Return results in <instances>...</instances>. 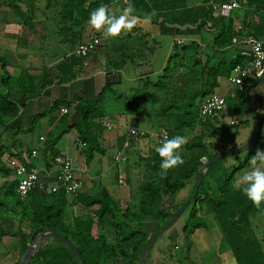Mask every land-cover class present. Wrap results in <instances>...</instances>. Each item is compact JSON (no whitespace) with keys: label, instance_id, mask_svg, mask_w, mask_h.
<instances>
[{"label":"crops","instance_id":"crops-1","mask_svg":"<svg viewBox=\"0 0 264 264\" xmlns=\"http://www.w3.org/2000/svg\"><path fill=\"white\" fill-rule=\"evenodd\" d=\"M242 1L243 8L237 10L233 17L223 20L215 17L205 23L202 21V25H181L163 16L152 17L150 22H145V17L136 15L138 22L131 32L111 38L93 29L87 23L88 19L66 31L62 9L68 0H0V60H7L5 67L0 61V71L11 75L10 84L14 91L8 99L16 103L14 116H0V229L12 233L0 234V264H19L32 245L27 236L31 227L24 219V213L30 211V206L22 211L21 204L17 203L16 179L6 165L7 158L16 157L37 167L44 184L53 180L55 155L64 154L73 160L75 174L83 181V187L79 195L67 197V224H74L77 218L86 220L83 214L87 202L104 190L119 204L129 200L140 177L131 157L127 156L126 161L117 164L115 156L123 149L130 128L145 129L148 136L134 139L126 155L132 144L142 146L147 138L149 142L154 135L170 127L168 119L175 110L164 112L170 103L182 104L195 93L200 95L214 86L216 78L218 85L214 86V92L225 93L234 88L229 83V75L223 76L225 66L240 56L245 60L242 53L248 48L243 43L235 44L234 37L261 36L264 31L261 11H256L255 4L248 0ZM196 2L201 4V0ZM102 4L109 5L116 15L120 14L117 8L122 11L126 4L129 7L128 0H86L83 6L97 5V8ZM69 24L72 25L71 22ZM166 34L173 37L172 49L168 52V61L156 68L153 55ZM92 36L102 38L101 46L87 57L76 56V47ZM180 40L183 43H178ZM48 57L47 62L38 65L40 59L43 61ZM36 58L40 61L37 62ZM64 63L70 66L65 70L67 77L61 66ZM147 64L148 72L137 71L139 66ZM218 69L221 75L216 76ZM123 79L137 83L135 87L129 86V90L134 91L131 94L135 97L133 103L123 99L129 90L124 93L116 91L115 94L109 91L114 85L121 86ZM159 80L162 82L157 85ZM3 88L2 92H5L6 88ZM205 98L198 96L197 103L202 105ZM107 107L118 109L120 118L118 120L115 116L111 120V132L106 127L110 121L105 119L109 116ZM61 108L68 109V112L62 114ZM90 108L93 117L85 118L83 110ZM125 112L130 115L123 117ZM150 115L149 119L158 123L154 130L138 124L142 119L143 124L148 125ZM86 131L96 137L102 150V153L94 152L91 160H88L87 150L82 145V135ZM41 137L45 139L41 140ZM33 149L38 150L37 157L28 156ZM110 150L113 152V168L117 164V182L120 174L127 181V186H121L119 182V186L114 185L115 192L111 185H103L108 176L104 171L105 156ZM40 191L51 198V193ZM32 199L34 197L27 201L30 203ZM95 208L97 206L89 207L91 210ZM90 221L89 217L88 222L94 228L96 221ZM43 242L44 245L57 244L50 235L45 236Z\"/></svg>","mask_w":264,"mask_h":264},{"label":"rangeland","instance_id":"rangeland-1","mask_svg":"<svg viewBox=\"0 0 264 264\" xmlns=\"http://www.w3.org/2000/svg\"><path fill=\"white\" fill-rule=\"evenodd\" d=\"M188 5L191 7L194 6L195 10H197L200 6L196 0H189ZM126 7H128L127 4L124 8ZM117 11L120 13L121 8H117ZM188 25H193V22H190ZM98 37L101 39L102 43V38L100 36ZM171 40L173 41V37L170 34H166L160 41V44L153 55L155 58L154 61L156 60V68H160L164 61H168V52L172 49L170 48ZM178 48L180 49L179 45ZM30 59H33V57H30ZM48 59L49 57L45 58L43 61L40 59L41 61L39 60L40 63L38 65H42V63L47 62ZM37 60L38 58H36V61ZM225 68L226 69L223 75L224 78L230 74L228 72V64ZM137 71L148 72V64L139 66V70L137 69ZM137 73L138 72H136V74ZM136 74L135 76L139 78ZM136 84L137 83L135 82L130 83L123 79V84L121 86L114 85V87L109 89V91L113 94H115L116 91L124 93V91L129 90V86L131 87L133 85L135 87ZM263 87L251 96V103L257 109L261 110L262 116L264 117ZM133 93L134 91L129 90L127 94L123 95V99L128 103H133L135 101V97L131 95ZM220 94L227 96V107L229 106L231 109L234 108L239 110V107L242 105L243 93H241L238 88H231L229 92L226 91L225 93H222L221 91ZM140 98L141 96H139V99ZM113 99L116 100L115 98ZM109 106L111 105H108V107ZM108 107L107 114L111 117L113 116V118H110L107 115L105 119L108 118L107 120L111 121L118 117L117 119L120 120L118 109H109ZM229 107L228 112L230 113ZM175 111L179 112L177 109ZM175 111L172 113H176ZM125 114L126 115L123 117L130 115L128 112H125ZM173 115L174 114H171L168 119L170 127L167 129L169 131L172 130V126H175V115ZM231 115H233V113ZM151 116L152 115L148 117V125L143 124L144 121L142 119H139L138 124L145 128L148 127L150 130L156 129L158 123L156 120L149 119ZM246 117L247 115L245 117H237L238 123L235 126L220 123L223 125L221 126L217 123L219 126L217 124L214 125V127L217 126V129L210 132L213 136L209 135V131L206 130L204 126L202 127L201 122L205 119L200 116H198L196 124L192 127L190 125L185 128L173 130L174 134L172 135V138L177 135H182L186 138V143L182 152L185 162L179 167L169 169L166 176L161 175V158L155 151V149L162 144L158 141V134L154 135L149 142L147 138L142 142L144 143L142 146H140V144H132V147L127 151V156L132 158V165L137 171L136 174L140 177V182L136 185V189H134L135 192H132L133 194L131 198H129V200H125L123 204H119V207L113 206V209L109 211L108 214L103 216H100V205H95L97 208L92 210L89 209L91 206H87L86 209H89V211L85 209L83 214V217L85 216L86 220L77 218V221L73 224L76 232L81 231L85 233L77 235V238H80L83 235H86V238L88 239L93 238V241L91 242L92 244H89L92 248H94L100 241H104L108 244H105L108 249L105 250L104 254L98 257L97 264H131L132 262L137 261L139 251H141L144 247L145 242L151 237L152 233L156 229L160 228V226L164 224L165 219H167L171 214L173 215L176 212L177 207H180L193 192L195 185H193V181H196L194 178L190 179L181 190L176 192H170L166 185L167 183L174 182L175 179L177 180V177L181 172L183 175L186 174L185 168L189 166L185 164L196 157L194 155L195 152H193V148L188 147L193 143L194 138H199L200 136L202 139L203 137L202 140L208 143L209 148L211 147L210 150L212 151L241 146L248 142L253 135L252 126H248L244 122ZM249 118H251L250 114ZM164 121L166 122V119H164ZM130 125L127 124L126 126ZM123 126H125V124ZM107 131L111 132L113 129ZM257 145L258 146L255 148L256 152L257 150L264 151V122L262 137ZM196 152L198 154V150H196ZM239 155L241 157L240 160H236L234 158L235 155L228 156L223 158L219 165L226 166L230 169L239 167L248 154L243 152ZM208 157L209 153H203L200 161H206ZM113 166V152L110 150L105 156L104 171L108 172V176L106 177V180L104 179L103 185H111L112 190L115 192V189L119 186V184L117 182V171H115L117 170V164L115 163L114 168ZM254 167H264V165L253 166L251 164V160L248 163H245L234 176V187L242 188L243 186L238 183L240 177L244 173L253 170ZM214 175H216V173H214ZM216 180L217 179H214L212 182L214 185L213 188L215 189L217 185ZM214 181L216 183H214ZM147 184L148 191L146 190V187H144V185L146 186ZM114 185H116V187ZM113 196H115V194ZM30 203L27 201L19 206L23 211L31 205ZM214 205V202H211L210 204L207 201H201L200 204L191 205L188 210L186 209L187 211L182 214L168 230L158 236L156 243L146 255L145 264H237L236 259L233 256L232 249L229 246V238L223 232V226L220 218L214 210ZM226 215H228V213H226ZM237 216L238 215L231 217L229 225L232 229H229V231L231 230L233 232L234 224H238L236 225L237 229L247 226V229L243 232L245 236L244 239L248 240L251 249H255L256 246L260 245V252L264 256V203L260 206H256V209L239 223L237 222ZM89 217L91 219L90 222H92L93 219L96 221L94 228L92 227L93 225L88 222ZM25 220H28L29 222L28 218H25ZM254 237L256 241L252 240ZM77 238L76 240H78ZM87 243H89V240Z\"/></svg>","mask_w":264,"mask_h":264},{"label":"trees","instance_id":"trees-1","mask_svg":"<svg viewBox=\"0 0 264 264\" xmlns=\"http://www.w3.org/2000/svg\"><path fill=\"white\" fill-rule=\"evenodd\" d=\"M104 1L108 2L109 0H104ZM188 1L189 0H128V4L129 6L135 8L134 14L140 17L151 16L152 18V17L163 16L164 18L166 17V19L168 18V20H170L171 22L173 23L178 22L181 25H187L190 22H193V24L198 23L199 25H202L209 19L211 20L215 19V17L212 14V10L210 8H207L203 3H201L199 8L195 10L194 6L191 7L188 5ZM240 1L244 5V2L242 0ZM248 1L250 3L255 4L256 11H261L262 8L264 7V0H248ZM85 2L86 0H68L67 4L62 9V19H63V24H65L64 29H66V31L72 30L73 27H77L79 24L86 21L88 19L89 13L92 10L96 9L97 5L89 8H84L83 4ZM219 19L223 20L225 18H219ZM202 21L204 22L202 23ZM69 22H71L72 25H70ZM169 32H175V31L169 30ZM64 33L66 34L65 31ZM68 35L70 36V34ZM2 61H1L2 62L1 66L5 67L7 64V60H2ZM240 61H241L240 57H237L233 61L227 63L229 65V70H228L229 73L231 72L233 66L236 63H239ZM61 66L64 71L63 72L64 76L67 77L68 74L67 71L65 72V70H69L70 68L69 64L64 63ZM219 72L220 71L218 69V75L216 76L221 75V73ZM165 76L166 75H164V77ZM10 78L11 75L7 71L5 72L0 71V116L2 115L5 116L6 114L14 116L16 114V103L8 99L9 95H11V93L14 91V87L11 86L10 84ZM259 80L260 78H252L248 88L245 91H241V93H243V99H242V105L241 107H239V110L234 108L231 109V107L228 106L230 114L232 113L233 115L238 114L244 117L247 115L244 122L248 126H252V128H253V113L247 105L246 96L249 90L253 88L258 83ZM51 81H56V80H51ZM161 82L162 80H159L157 82V85L161 84ZM213 85L214 86L218 85L217 78L216 81H214ZM214 86L205 92H201L200 95H198V93H195L191 97L185 99L182 104L181 103L177 104L173 102L164 108V112L170 110H176V109L179 110V112L175 111L176 113H172L175 115V126L171 127L172 130L170 131L168 130L170 133V139L174 134L173 130L178 128H185L190 125L192 127L194 124H196V120H198V116H200L199 111L201 105V104L199 105L200 102L197 103V98L198 96L205 98L207 95L214 92ZM3 87L6 88L5 92H2ZM56 106H58V104ZM92 112L93 110L91 108L88 110L84 109L83 110V113L85 114L84 117L92 118L93 117ZM249 114L251 115V118H249ZM260 114H261V118H260V131H259L258 141L252 148H250L248 151L245 152L248 155L245 157L243 163H241L239 167L230 169L226 166L219 165L220 161L222 160L221 159L217 163L210 166L205 172L198 194L194 202L191 204L192 206L194 204H200L201 201L204 202L207 201L210 204L211 202L215 203L214 210L217 213V216L220 218L221 224L223 226V232L229 238L228 239L229 240L228 242L230 244L229 246L232 249V253L236 259L237 264H264V256L260 252V245L256 246L255 249H251L248 240L244 239L245 236L243 232L247 229V226L237 229L236 225L238 224H234L233 232L231 230L229 231V229H232V227L229 225L232 216L234 217L238 215L237 222L239 223L247 216H249V214L252 211L256 209V205H254L250 200H248L243 195L241 190L242 188L234 187L233 179L236 172L239 171L244 166L245 163H248L251 160V158L256 154L255 148L256 146H258L257 144L261 140L262 132H263L264 117L262 116L261 110H260ZM238 115H234V116L240 117ZM217 123L218 124L221 123L217 118H208L206 120H203V122H201L202 126H204L206 130L209 131V135L211 136H213V134L210 132L211 130L217 129V126L214 127V125H216ZM220 125L223 126L222 124ZM202 139L200 138V136L199 138H194L193 143L190 146H188L193 148V152H195L194 155L196 157H194L193 160L185 164L189 166L185 168L186 169L185 175H183L181 172L177 177V180L175 179L174 182L167 183L166 186L168 190H170V192H176L178 190H181L187 184V182L192 178H194L195 180L198 175L199 167L202 164L212 159L217 154L230 149V148H226L219 151H212L210 150L211 147L209 148L208 143H206V141ZM82 140L83 142L86 143L85 148L87 150L88 160H91L94 152L98 151L102 153L101 148L98 147L96 137L93 134H90L89 131L84 132V134L82 135ZM196 150H198V154ZM203 153H209V157L206 161H200V158ZM234 158L236 160H240L241 157L240 155H235ZM2 169L9 171V169L5 167H2ZM214 173H216V175H214ZM214 179H217L216 180L217 183L214 181V183L217 184L216 189L213 188L214 185L212 184ZM194 184L195 181H193V185ZM14 185L16 189L17 182H15ZM144 187H146V190L148 191V184L146 186L144 185ZM15 195L18 204H24L27 202V200L30 197H34V199H32V202L30 203L31 204L30 211L28 213L27 211H25L24 213V219L25 218L29 219V224L31 227V231L27 235L29 237V242L31 244L35 242L40 232H42L44 229L50 228L63 233L68 238L69 241H71L78 247L85 264H97L98 257L104 254L105 250L108 249V247L105 246L106 243L104 241H100L94 248H92L89 244H92L91 242L93 241V238L88 239L86 238L87 237L86 235L77 238L78 237L77 235L85 234V233L81 231L76 232L74 230L73 224L70 225L65 222V207L66 204L68 203L67 201L68 196L66 194L64 193L51 194V198H52L51 199L49 198L48 195L43 194L39 188H36L31 192L30 196L25 200H21L18 197L17 192L15 193ZM54 198L56 199V201H54ZM95 205H100V216L108 214L109 211L113 209V206L119 207V203L110 199L109 194L106 190L102 191L100 195L91 198L86 204V206H95ZM190 206L188 208H190ZM178 208L179 206L177 207V209ZM187 210H185L184 213ZM226 213H228V215H226ZM171 216L172 214L167 219H165L164 223ZM0 234L1 236L6 234L12 235V233L4 232L2 229H0ZM22 236L25 237L26 235H22ZM50 236L55 239L57 244L56 245L43 244L40 252L37 253L30 260L28 264H79L75 253H73L58 237L53 235ZM76 238L78 240H76ZM150 238L145 242V245L141 249V251H139L137 261L132 262L131 264H140V255L148 245ZM88 240L89 243H87ZM252 240L256 241L255 237L252 238Z\"/></svg>","mask_w":264,"mask_h":264},{"label":"built area","instance_id":"built-area-1","mask_svg":"<svg viewBox=\"0 0 264 264\" xmlns=\"http://www.w3.org/2000/svg\"><path fill=\"white\" fill-rule=\"evenodd\" d=\"M207 8L212 10V14L216 18L233 17L237 10L243 8L240 0H201ZM261 16L264 19V7L261 10ZM233 42L243 43L248 48L242 53L246 58L236 63L228 77L231 86L238 88L240 91H245L251 83L252 78H261L264 75V31L261 36L249 35L240 39L234 37ZM100 38L92 36L88 40L80 43L74 54L78 57H87L92 52L96 51L100 46ZM183 43V41H178ZM226 97L218 92L210 93L202 105L200 106V117L203 119L217 118L222 124L236 125L238 123L237 116L231 115L228 112ZM68 109L61 108V113L66 114ZM108 129L113 128V123H106ZM148 136V131L139 127L130 128L123 149L115 156V162L121 164L127 159L126 150L129 145L137 138H145ZM159 143H163L170 139L168 129H164L158 134ZM41 137V140H44ZM86 147V143H82ZM30 157H37L38 150L33 149L28 152ZM27 156V157H28ZM54 165L56 167L53 180L49 184H44L41 181L40 170L26 161L19 160L16 157H9L6 160L7 167L15 175L17 182L16 192L21 200L27 199L31 192L36 188L51 194L64 193L67 196H76L83 187V181L75 174L73 160L64 154H57L54 157ZM118 182L121 186H127L125 177L120 174Z\"/></svg>","mask_w":264,"mask_h":264},{"label":"clouds","instance_id":"clouds-1","mask_svg":"<svg viewBox=\"0 0 264 264\" xmlns=\"http://www.w3.org/2000/svg\"><path fill=\"white\" fill-rule=\"evenodd\" d=\"M132 6L124 8L119 15L113 13L109 5H100L89 13L87 23L95 30L102 31L106 37L117 38L128 34L137 25V16ZM151 16L145 17V22H150ZM186 138L182 135L174 136L159 145L155 151L161 158V175L166 176L169 169L184 164L182 155ZM251 164L264 165V151L257 150L251 158ZM238 183L242 185L243 195L254 205L264 203V167H254L244 173Z\"/></svg>","mask_w":264,"mask_h":264},{"label":"water","instance_id":"water-1","mask_svg":"<svg viewBox=\"0 0 264 264\" xmlns=\"http://www.w3.org/2000/svg\"><path fill=\"white\" fill-rule=\"evenodd\" d=\"M263 86H264V75L260 78L258 83L253 88L250 89V91L247 94V105L253 113V135H252L251 139L241 146L233 147V148H230L226 151H223V152L217 154L212 159L208 160L207 162H205L204 164H202L199 167L198 175H197V178L195 181V185H194L192 194L176 210V212L160 228H158L153 233V235L150 238L148 245L146 246V248L143 250V252L140 255V264H145L146 255L149 252V250H151L152 247L154 246V244L156 243L158 236L160 234H162L163 232H165L166 230H168L180 218V216L184 213V211L194 202L207 169L225 157L233 156V155H239L243 152L248 151L250 148H252L256 144V142L258 141V138H259L261 114H260V110L257 109L251 103L250 98L254 93L259 91ZM47 235H53V236L58 237L73 253H75L77 260H78V263L79 264H85V262L82 259V256H81V253H80L78 247L74 243L69 241L68 238L63 233L56 231V230H53V229H50V228L44 229L42 232L39 233L35 242L33 243V245H31L28 248V250L26 251V253L22 257L19 264H28L30 262V260L37 253L40 252L42 245H43V240H44L45 236H47Z\"/></svg>","mask_w":264,"mask_h":264}]
</instances>
